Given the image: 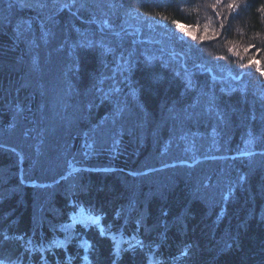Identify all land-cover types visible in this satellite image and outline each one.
<instances>
[{"label":"trees","instance_id":"16d2710c","mask_svg":"<svg viewBox=\"0 0 264 264\" xmlns=\"http://www.w3.org/2000/svg\"><path fill=\"white\" fill-rule=\"evenodd\" d=\"M0 262L264 264V0H0Z\"/></svg>","mask_w":264,"mask_h":264},{"label":"rangeland","instance_id":"374dc122","mask_svg":"<svg viewBox=\"0 0 264 264\" xmlns=\"http://www.w3.org/2000/svg\"><path fill=\"white\" fill-rule=\"evenodd\" d=\"M93 222L97 225H100V218L97 217V216H94V215H91L83 210H81L78 215L74 218V221L73 223H71L70 225L66 226L64 228V230L66 231L67 233V237L69 238L70 237V234L73 232V228H74V225L76 222ZM101 229L104 230V228L101 226ZM112 235V237L115 239V241L118 243V244H122V238L121 236L118 234V233H113V234H110V236ZM68 239H64L62 240V242H67Z\"/></svg>","mask_w":264,"mask_h":264},{"label":"snow or ice","instance_id":"6c2138e0","mask_svg":"<svg viewBox=\"0 0 264 264\" xmlns=\"http://www.w3.org/2000/svg\"><path fill=\"white\" fill-rule=\"evenodd\" d=\"M0 264H2V262H0Z\"/></svg>","mask_w":264,"mask_h":264}]
</instances>
